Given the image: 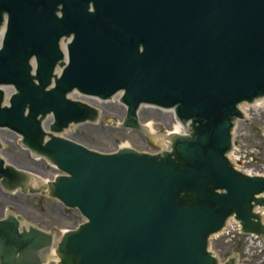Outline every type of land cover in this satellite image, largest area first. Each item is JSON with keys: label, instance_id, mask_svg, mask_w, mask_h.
<instances>
[{"label": "water", "instance_id": "obj_1", "mask_svg": "<svg viewBox=\"0 0 264 264\" xmlns=\"http://www.w3.org/2000/svg\"><path fill=\"white\" fill-rule=\"evenodd\" d=\"M2 28L0 87L15 93L6 100L0 88V128L63 175L34 188L0 156V189L81 213L59 264H220L211 237L232 218L264 238L254 213L264 177L228 159L241 106L264 98V0H0ZM75 93L104 102L121 93L118 130L145 134L141 109L156 107L174 110L186 133H170L162 153L93 151L60 136L100 118ZM54 241L8 213L0 264H45Z\"/></svg>", "mask_w": 264, "mask_h": 264}, {"label": "rangeland", "instance_id": "obj_2", "mask_svg": "<svg viewBox=\"0 0 264 264\" xmlns=\"http://www.w3.org/2000/svg\"><path fill=\"white\" fill-rule=\"evenodd\" d=\"M78 97L81 96L74 95L73 98L81 100ZM119 97L106 102L98 100V122L71 126L61 136L103 154L114 153L127 145L141 152L160 153L167 150L170 146L166 136L174 132L177 125L174 115L164 109L142 107L141 119L144 125H149L154 130L152 136L118 130L117 127L122 126L127 112L124 105L118 102ZM248 114V119L237 124L236 143L243 152L248 150L250 155H256L254 157L260 159L261 162L254 163L252 168L264 171V101L258 108L251 107ZM19 138L20 136L9 129L0 128L3 147L0 155L3 159L18 169L29 172L36 182L52 181L54 177L62 174L57 167L43 159L30 157L26 149L18 147ZM11 212L23 217L28 224L53 233L58 238L62 233L76 229L85 220L79 211L65 209L57 200L46 196L25 195L23 192L9 193L0 189V219ZM210 249L216 252L222 262L237 256L238 264H264V243L259 244L258 240L243 237L235 229L230 233L212 237Z\"/></svg>", "mask_w": 264, "mask_h": 264}, {"label": "bare ground", "instance_id": "obj_3", "mask_svg": "<svg viewBox=\"0 0 264 264\" xmlns=\"http://www.w3.org/2000/svg\"><path fill=\"white\" fill-rule=\"evenodd\" d=\"M1 48V47H0ZM4 92H7V96H8V98L11 96V94H13L14 93V90L13 89H11V88H7V87H0ZM11 93V94H10ZM75 96H77V94L75 95ZM118 96H120V95H118ZM73 97H74V95H73ZM79 99H81V100H85L87 103H89V104H91L92 106H96V104L99 102L97 99H90V98H87V97H84V98H82V97H78ZM263 101H264V99H262V100H260V101H257L256 103L257 104H255V105H252L251 107H254V108H258V107H260V105L263 103ZM251 107L250 106H244L243 107V109H242V111L244 112V114H246V116L247 117H249V111L251 110ZM167 111V110H166ZM145 130H147V134H149L150 136H152V134H153V132H154V130H152L151 129V127L148 125V126H146L145 127ZM174 132L175 133H181L182 132V129L179 127V124H178V122H177V125L174 127ZM173 132V133H174ZM126 148H129V146L127 145V146H125ZM1 151V150H0ZM32 184L35 186L36 184H37V182L36 181H34V182H32ZM33 186V187H34ZM230 227L231 226H234L233 225V223H232V221H230L229 222V224H228ZM252 239H254V238H252Z\"/></svg>", "mask_w": 264, "mask_h": 264}, {"label": "flooded vegetation", "instance_id": "obj_4", "mask_svg": "<svg viewBox=\"0 0 264 264\" xmlns=\"http://www.w3.org/2000/svg\"><path fill=\"white\" fill-rule=\"evenodd\" d=\"M260 214L263 216V223H264V212L260 211Z\"/></svg>", "mask_w": 264, "mask_h": 264}, {"label": "built area", "instance_id": "obj_5", "mask_svg": "<svg viewBox=\"0 0 264 264\" xmlns=\"http://www.w3.org/2000/svg\"><path fill=\"white\" fill-rule=\"evenodd\" d=\"M237 158H239V157H237Z\"/></svg>", "mask_w": 264, "mask_h": 264}]
</instances>
